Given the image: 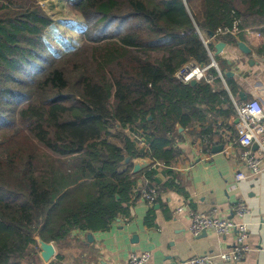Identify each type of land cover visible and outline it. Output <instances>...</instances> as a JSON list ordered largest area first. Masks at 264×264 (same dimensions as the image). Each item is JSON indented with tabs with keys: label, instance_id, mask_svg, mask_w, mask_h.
Wrapping results in <instances>:
<instances>
[{
	"label": "trees",
	"instance_id": "1",
	"mask_svg": "<svg viewBox=\"0 0 264 264\" xmlns=\"http://www.w3.org/2000/svg\"><path fill=\"white\" fill-rule=\"evenodd\" d=\"M66 1L85 20L83 42L56 55L38 0H0V264H36L38 238L58 243L129 215L140 177L156 186L153 164L171 169L185 130L206 135L210 114L237 115L213 85L227 65L210 54L235 39L210 34L236 19L264 32V0ZM213 59V82L176 75ZM138 157L153 164L132 173Z\"/></svg>",
	"mask_w": 264,
	"mask_h": 264
},
{
	"label": "crops",
	"instance_id": "2",
	"mask_svg": "<svg viewBox=\"0 0 264 264\" xmlns=\"http://www.w3.org/2000/svg\"><path fill=\"white\" fill-rule=\"evenodd\" d=\"M234 39L225 42L219 54L214 46L213 55H219L227 69L220 71L216 62L220 79L213 85L217 90L226 88L234 106L247 97L258 99L264 107V55L257 53V47L264 43V32L242 29ZM240 42L250 51H244ZM228 72L232 76H226ZM229 79L236 83L235 91L229 86ZM206 125L210 126L206 135L199 134L200 127L192 132L185 130L179 143V160L171 169L159 162L153 164L157 172L154 185L159 191L153 204L141 196H133L129 215L121 214L106 230H74L64 241L53 242L55 254L49 261L42 258L38 248L36 264H129L131 253L145 251L151 254L148 264H181L203 253L214 254L212 264H264V159L258 174L237 180V171H247L238 157V115L212 113ZM220 145L223 149L214 152L213 148ZM170 170L172 176L167 173ZM165 182L174 184L165 187ZM138 185H144L143 176ZM239 206L246 209L242 217L236 211ZM215 209L223 217L242 219L247 225L250 250L239 262L220 257L235 244V231L224 235L204 231L194 235L190 230L192 211L209 214ZM90 233L92 239L88 237Z\"/></svg>",
	"mask_w": 264,
	"mask_h": 264
},
{
	"label": "built area",
	"instance_id": "3",
	"mask_svg": "<svg viewBox=\"0 0 264 264\" xmlns=\"http://www.w3.org/2000/svg\"><path fill=\"white\" fill-rule=\"evenodd\" d=\"M251 32L253 29H245ZM242 31L240 28V20L236 19L232 25L220 27L213 34V38H220L222 36H235ZM258 36H262L257 32ZM205 44L209 40L204 39ZM213 56V51H210ZM216 66V62L212 61L210 65H200L194 61L187 63L181 70L177 72V77L185 83H189L192 79L201 81L207 79L213 82L215 77L209 74L211 66ZM235 108L239 120V133L236 138V144L239 145L240 150L238 157L246 168V172L242 170L237 171L236 179L242 180L250 175H256L262 170V159H264V107L258 99H247L239 103H235ZM137 143L143 147L145 145L144 139L139 134H134ZM256 147V149H255ZM163 165L162 163H158ZM140 196L149 204H153L159 194L156 186L151 188L138 187ZM183 208H179L182 210ZM239 216H243L246 212L245 207L239 206L237 208ZM191 226L190 230L194 235H199L204 231H215L219 234H227L236 232V242L229 252H222L220 257L224 261L239 262L249 252L250 247L247 242L248 228L244 221L235 220L229 217H223L219 214V210L215 209L212 213L206 214L197 211L190 213ZM151 254L148 251L142 253L133 252L129 256V264H148ZM214 254L203 253L201 255L193 256L181 262V264H212Z\"/></svg>",
	"mask_w": 264,
	"mask_h": 264
},
{
	"label": "rangeland",
	"instance_id": "4",
	"mask_svg": "<svg viewBox=\"0 0 264 264\" xmlns=\"http://www.w3.org/2000/svg\"><path fill=\"white\" fill-rule=\"evenodd\" d=\"M40 6L54 19L44 39L58 47L57 51L51 52L62 55L82 45L81 33L85 28V20L81 14L72 8L66 0H38ZM153 164V163H152ZM156 164V163H155Z\"/></svg>",
	"mask_w": 264,
	"mask_h": 264
},
{
	"label": "water",
	"instance_id": "5",
	"mask_svg": "<svg viewBox=\"0 0 264 264\" xmlns=\"http://www.w3.org/2000/svg\"><path fill=\"white\" fill-rule=\"evenodd\" d=\"M213 34L214 33H211V37H213ZM241 48L244 50V51H250V49L248 47L245 46V44L243 42H240L239 43ZM215 47H216V54H219L222 49L225 47V42L223 41H220L218 42L217 44H215ZM226 76H232V73L231 72H228L226 74ZM198 81L196 79H192L190 81V83L192 85H194L195 83H197ZM243 100H247V97L243 98ZM179 129L182 130L183 127L179 126ZM223 149V145H220V146H215L213 148V151H219V150H222ZM131 160L130 157H127L126 158V162H129ZM132 163H133V169H132V173H139L141 171H143L144 169L148 168L149 166L152 165L153 163V159L151 158H143V157H138V158H135L132 160ZM88 237H90L91 239L93 238L91 233L88 234ZM38 241H39V248L41 249V256L42 258L45 260V261H49L55 254V246L53 244V242H46L44 241L42 238H38Z\"/></svg>",
	"mask_w": 264,
	"mask_h": 264
}]
</instances>
